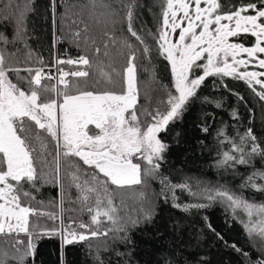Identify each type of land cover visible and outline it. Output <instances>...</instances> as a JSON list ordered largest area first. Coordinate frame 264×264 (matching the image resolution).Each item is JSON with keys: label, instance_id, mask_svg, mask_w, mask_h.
<instances>
[{"label": "snow or ice", "instance_id": "6c2138e0", "mask_svg": "<svg viewBox=\"0 0 264 264\" xmlns=\"http://www.w3.org/2000/svg\"><path fill=\"white\" fill-rule=\"evenodd\" d=\"M51 3L55 13L56 0ZM73 7L76 6L63 14L70 22L71 42L78 49L82 44L85 48L91 45L96 59L88 54L76 58L56 56L51 64H46L43 58L32 63L33 53L27 45L25 20L31 11V0H25L23 7L12 0L0 4V13L5 8L10 10L8 15H0V22H13L15 29L11 40L0 32V237L9 238L14 249L9 252L0 248V264H27L34 255V236L59 235L64 245H71L108 237L110 233L117 238L120 233L126 234L130 226H136L138 219L120 215L124 201L118 205L117 195L143 185L145 177L157 175L167 148L160 133L197 96L207 77L244 80L264 100V71H240L249 64L264 69V0H243L232 8L222 7L220 0H160L162 22L154 40L157 54L168 62L171 71V87L162 86L167 89L166 99L159 102L164 105L163 111L159 105L152 107L147 90L144 96L149 103H141L137 57L127 39L120 41L128 49L123 70L117 69L110 58L109 45L115 44L116 38L108 28L115 26L122 9L110 0H85L79 11H73ZM134 7V0L123 5L127 9V32L148 54L150 47L133 28ZM101 25L102 39L106 38L103 53L91 35L92 29ZM241 33L255 37L254 45L230 42V38ZM17 42L28 49L23 59L21 49L7 51V45ZM101 56L108 58L107 62ZM65 65L69 66L67 70ZM255 85L260 86L259 91ZM232 115L235 117L236 113ZM217 135L230 146L220 154L217 167L250 166L257 156L264 161V146L256 143L251 129L239 137V142L224 130ZM49 183L60 190L59 212L33 206L34 202L43 205L36 193ZM161 183L169 191L190 190L187 183L172 184L167 178ZM243 189L264 192V168L242 177L239 190L205 186L192 195L225 204L234 217L240 214L249 238H259L261 258L251 261L248 252L232 247L248 257L250 264H264V202L246 198ZM135 195L144 199L143 192ZM65 197L79 205L69 211L87 213L88 222L69 217L68 224L64 223ZM206 206L185 205L184 210ZM141 212L144 219L151 218V210L141 208ZM42 217L59 221V227L42 228ZM20 234L28 238L26 242ZM96 261L104 264L99 254Z\"/></svg>", "mask_w": 264, "mask_h": 264}, {"label": "trees", "instance_id": "16d2710c", "mask_svg": "<svg viewBox=\"0 0 264 264\" xmlns=\"http://www.w3.org/2000/svg\"><path fill=\"white\" fill-rule=\"evenodd\" d=\"M12 2H19L23 7L25 0ZM84 2L85 0H56L54 13L51 0H31V11L27 12L25 25L28 49L33 53L32 63L38 58H43L46 64H51L56 56L76 58L81 54H88L93 60L96 59L91 45L85 48L82 44L78 49L71 42L73 37L70 22L63 15L72 6H76L73 11H79V5ZM110 2L122 9L116 18L115 26L109 25L108 28L116 38V43L109 45L110 58L117 69L122 71L128 49L124 48L120 41L127 39L132 44V50L137 57L135 63L141 103H149L144 96L147 90L151 96L152 107H156L161 100L166 99L167 89L162 86L171 87L170 65L157 54L154 40L162 22L160 0H134L133 28L150 47L148 54L143 52V45L127 32V20L124 18L127 9L123 8V5L128 3V0ZM242 2L243 0H220L224 8L239 6ZM2 3L3 0H0V4ZM9 13L10 10L5 8L0 15ZM14 31L13 22H0V32L9 40L12 39ZM102 31L103 25L94 27L91 31V35L101 47V53L104 51L103 39H106H102ZM238 38L239 42L246 45L255 42V38L250 34ZM60 40L62 42H58ZM17 48L21 49L20 58L23 59L24 52L28 50L24 48L23 43L7 45L9 52ZM101 58L105 59V62L108 60L102 56ZM64 67L67 70L69 66ZM52 72L55 73V68H52ZM198 73L202 74V69L198 70ZM255 88L260 90L259 85H255ZM233 112L236 113L235 117ZM204 128L208 131L205 132ZM249 129L256 137V143L264 146V100H261L244 80L232 76L207 77L198 89L197 96L190 100L183 112L163 132L162 138L167 148L157 175L145 177L143 185L117 195L118 205L121 200L124 201L120 215L125 219L131 217L139 220L136 226L128 228L126 234H118V237L126 236V239L114 238L110 233L108 237L64 245L59 235L34 236V255L28 258L27 264H97V254L104 264H250L249 258L236 251L232 245L242 252H248L251 261L261 258L259 238H249L241 223L240 214L234 217L231 209L225 204L192 195L200 192L205 186H227L239 190L242 177L254 169L264 168V161L258 156L250 166L217 167L220 154L230 147L226 142L222 143L223 137L217 135L218 131L224 130L227 136L239 142V137ZM163 178H167L172 184L187 183L190 190L175 188L169 191L161 183ZM138 192L144 193L143 200L135 195ZM72 193L74 199L75 189H72ZM243 194L256 202H264V192L243 189ZM36 199L43 201V205L34 202V207L42 211H60V190L51 183L41 187L36 193ZM198 203L207 206L184 210L185 205ZM176 204L180 207H175ZM63 208L65 224H68L69 217L76 221L88 222L87 213L69 211L78 209L79 205L70 203L67 197ZM141 208L151 210L150 219H144ZM30 219L36 221L35 217ZM39 224L42 228L59 227V221H50L47 217L40 218ZM208 225H211V228ZM8 239L0 237V248L13 252ZM20 239L26 242L28 238L20 234Z\"/></svg>", "mask_w": 264, "mask_h": 264}, {"label": "rangeland", "instance_id": "374dc122", "mask_svg": "<svg viewBox=\"0 0 264 264\" xmlns=\"http://www.w3.org/2000/svg\"><path fill=\"white\" fill-rule=\"evenodd\" d=\"M202 7H203V5H202ZM179 31V30H178ZM241 35H245V33H241ZM175 38H177V37H174V39ZM234 38L235 37H232V38H230V42H236L235 40H234ZM255 38V37H254ZM236 43H243V42H236ZM244 44V43H243ZM244 45H246V44H244ZM254 44H252V45H247L246 47H251V46H253ZM243 58H245V59H247V56H246V54H243ZM261 58H264V54H261ZM245 70H247V71H257V72H260V71H264V69H261V68H259L256 64H249L248 65V67H247V69H245V68H240V71H245ZM261 79H264V77H261ZM159 106H160V109H161V111H163L164 110V105L163 104H160L159 103ZM177 118H175L173 121H175ZM173 121H171L169 124H171ZM169 124H168V126H169ZM168 126H167V129H168ZM166 129V130H167ZM163 132L164 131H162L161 133H160V138L162 139V141L164 142V140H163V138H162V134H163Z\"/></svg>", "mask_w": 264, "mask_h": 264}, {"label": "flooded vegetation", "instance_id": "af4514ba", "mask_svg": "<svg viewBox=\"0 0 264 264\" xmlns=\"http://www.w3.org/2000/svg\"><path fill=\"white\" fill-rule=\"evenodd\" d=\"M240 36H241V35H240ZM240 36H239V37H240ZM238 39H240V38H238V37H235V38H234V40H235L236 42H239ZM244 44H245V43H244ZM253 44H254V43H253ZM251 45H252V44H251ZM245 46H247V45H245Z\"/></svg>", "mask_w": 264, "mask_h": 264}]
</instances>
